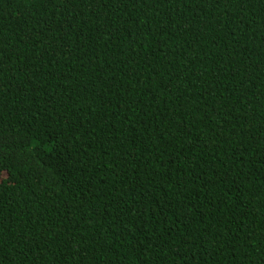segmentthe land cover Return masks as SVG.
I'll list each match as a JSON object with an SVG mask.
<instances>
[{
	"label": "trees",
	"instance_id": "16d2710c",
	"mask_svg": "<svg viewBox=\"0 0 264 264\" xmlns=\"http://www.w3.org/2000/svg\"><path fill=\"white\" fill-rule=\"evenodd\" d=\"M0 264H264V0H0Z\"/></svg>",
	"mask_w": 264,
	"mask_h": 264
},
{
	"label": "snow or ice",
	"instance_id": "6c2138e0",
	"mask_svg": "<svg viewBox=\"0 0 264 264\" xmlns=\"http://www.w3.org/2000/svg\"><path fill=\"white\" fill-rule=\"evenodd\" d=\"M6 175V174H5Z\"/></svg>",
	"mask_w": 264,
	"mask_h": 264
}]
</instances>
